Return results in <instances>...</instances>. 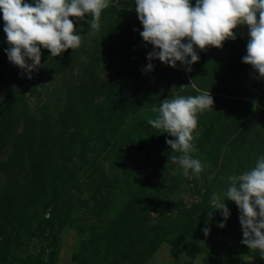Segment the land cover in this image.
I'll list each match as a JSON object with an SVG mask.
<instances>
[{"label":"rangeland","instance_id":"1","mask_svg":"<svg viewBox=\"0 0 264 264\" xmlns=\"http://www.w3.org/2000/svg\"><path fill=\"white\" fill-rule=\"evenodd\" d=\"M69 18L80 47L41 48L30 79L9 62L0 19V264H264L241 243L233 201L225 227L220 211L209 216L211 194L264 154V77L242 62L247 25L198 49L191 71L158 58L145 71L153 46L135 0H110L94 34L87 13ZM202 92L214 104L197 113L192 155L206 167L189 178L169 158L174 137L147 120L163 99Z\"/></svg>","mask_w":264,"mask_h":264},{"label":"clouds","instance_id":"2","mask_svg":"<svg viewBox=\"0 0 264 264\" xmlns=\"http://www.w3.org/2000/svg\"><path fill=\"white\" fill-rule=\"evenodd\" d=\"M109 4L110 0H0L9 62L30 79L41 66V48L57 57L69 48L80 47L82 36L74 30L70 16L84 20L87 13V23L94 34L100 30L101 13ZM135 11L142 24L140 36L153 46L147 53L145 71L154 69L151 61L156 58L172 67L180 62L191 71V65L199 60L198 49L222 47L226 39H236L233 29L237 25H247L242 62L264 77V0H195L194 5L192 0H135ZM213 104L210 92L168 97L153 108L158 113L156 117L147 120V124L174 137L166 139V143L179 155L169 158L185 177L199 178L206 167L192 155L197 151L193 130L197 127V113L213 108ZM226 199L238 207L241 243L264 258V154L250 169L228 175L222 192L211 194L209 216L220 211L224 218L217 224L220 228L225 227L230 216ZM202 231L207 236L210 228L206 226Z\"/></svg>","mask_w":264,"mask_h":264}]
</instances>
